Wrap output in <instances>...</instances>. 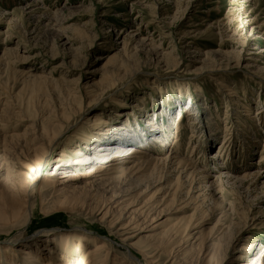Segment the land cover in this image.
<instances>
[{"label":"rangeland","instance_id":"obj_1","mask_svg":"<svg viewBox=\"0 0 264 264\" xmlns=\"http://www.w3.org/2000/svg\"><path fill=\"white\" fill-rule=\"evenodd\" d=\"M30 2L40 5L23 10ZM0 12V122L6 120L9 134L23 138L20 144L30 148L34 168L31 180H25L33 184L29 193L31 214L0 220V247L20 249L23 242L34 249V244L46 241L51 233L77 238L85 232L98 241L108 238V249L117 264H147L139 254L142 251L157 254L155 264H201L203 252L212 244L218 247L212 264H237L233 250L243 246L251 248L243 264H264V179L255 183V190L253 186L247 189L251 183H223L225 189L214 197L217 202L211 199V188L197 210L199 199L187 209L181 208L189 201V197L182 199L187 195L184 190L181 201L162 202L150 213L154 222H147L149 227L132 241L131 250L120 247V238H114L107 226L98 222L95 213L102 205L111 207L112 201L104 200L113 192L100 188L96 179L75 180L66 198L54 195V188L41 186L43 180L51 178L48 175L53 173L63 147L72 151L80 144V134L89 129V119L98 115L108 125H121L129 141H135L133 146L147 152L160 148L153 139L168 137V145L162 153L157 152L158 156L165 158L178 150L183 158L192 155L190 160L198 162V170L212 172L219 166V172L234 175L243 173V169L242 173L234 171L236 166L245 168L250 162L252 170L264 175V163L259 164L264 124L251 126L244 116L246 108L253 118L264 111V0H0ZM157 24L160 28L154 32ZM137 27L145 28V32H136ZM191 30L192 40L183 35ZM9 35L12 42H5ZM191 41H195L193 51L199 53L198 62L188 55ZM17 42L23 47L21 51L15 50ZM5 48L15 51L6 55ZM17 55L22 57L18 70L47 78L46 92L32 95L39 82L14 75L16 64L6 65ZM227 86L233 93L230 97L224 92ZM179 114L183 121L176 145ZM225 116L228 126L231 122L239 130L232 132L231 146L214 160L227 135ZM153 118L158 134L148 125ZM49 133L55 138L58 135L57 142H50L53 136ZM115 137L121 138L118 133ZM252 140H257L255 146ZM50 144L54 147L47 164L36 165ZM70 171L58 174L54 187H59ZM153 179L148 175L139 182L119 184L115 195L124 196L119 201L123 205L129 203L119 213L139 211L156 190ZM174 179L162 186H169ZM185 183L186 187L190 181ZM190 219L199 225L196 237L202 240L193 254L183 257L186 245L167 253V248H154L157 239L171 236L173 225ZM41 253L46 260L47 251Z\"/></svg>","mask_w":264,"mask_h":264},{"label":"bare ground","instance_id":"obj_2","mask_svg":"<svg viewBox=\"0 0 264 264\" xmlns=\"http://www.w3.org/2000/svg\"><path fill=\"white\" fill-rule=\"evenodd\" d=\"M39 5L40 2H30L25 6L26 8L23 10H29L31 9V7L39 6ZM0 16H3V14H0ZM153 27H154L153 29L154 32H156L160 28L158 24ZM139 31L145 32V28L143 29L137 27L136 32ZM146 32H148V29L146 30ZM147 34L149 35V33ZM193 34L194 31L191 30V31H187L183 35L185 38H190L192 40V38L194 37L192 36ZM159 35L161 38L164 37L163 32L159 33ZM261 36L264 37V34H261ZM255 38L254 40H257L260 37L256 39ZM5 42H12L10 35L5 39ZM194 45H195V41H191L187 45L188 46L187 52L188 55H190V57L192 58V61L198 62L197 59L199 53L193 51ZM16 47L17 49L15 50H20V51L23 48L21 47V43L19 42H17ZM15 50L10 48L9 49L5 48V54L8 55V53H11L12 51ZM21 58L22 57H19V55H17V58L14 62L12 63L9 62L6 65L8 67L11 66L15 67V65L13 64H16V67L12 70L14 75L15 74H17V76L18 74L22 75V78H25L24 80H27L28 82L29 81L39 82L38 85L33 88L34 93H32V95L34 94L35 96L37 93L46 92L45 85L47 83V78L45 76H36L33 75L32 73L25 72L24 70H18V66L19 64H21V61L19 60ZM109 60L111 61V58ZM218 84L221 85L220 83ZM224 92L227 97H230L233 94L232 90L229 89V86H227L224 89ZM260 103L261 101H259V104ZM237 106L241 107L240 104H238ZM245 110H246L245 111L246 115L244 116H246V120H250V123L252 124L251 126H253L254 123L258 124L259 122L264 124V111L257 112L256 113L257 117L253 118L249 114L250 110H248L247 108ZM182 116H183L182 114H179L177 119L178 126L176 129L177 130L176 131L177 138L175 139L176 145L179 142V134L181 132L182 121H183ZM218 117L219 116L216 115V119H218ZM227 118L228 117L225 116L224 120L225 119L227 120ZM155 121L156 119L153 118V120H151V122L148 123V125L152 127L150 131L154 130L153 133L158 134L160 133V130L158 131L157 127H155ZM4 122L6 123L0 122V220L7 221L13 219L16 220L21 219L26 216L25 214H28V216L31 214V210L29 207V193H30V189L33 187V184L30 185V183L29 184L25 183V180L28 179L31 180L32 178L31 175L33 173L34 168L30 165V160H31L29 157L30 148H28L26 143L25 145L23 144V146L20 144L22 143L21 140L23 139L20 135L14 133L9 134L10 128L8 126V123L6 120ZM227 122L228 120L226 121V124ZM192 124L195 125L197 123L192 121ZM87 125H88L87 128L89 129H87L86 131L82 132V134H80V139L78 140L79 141L78 143L80 144L76 143L77 145L72 149V151H69V148L66 149L65 146L63 147L61 153H59L57 159L55 160L56 165L53 169V173L48 175L51 178H47L43 180L41 186L42 188L43 187H51L52 189L54 188L52 190L54 195L56 196L62 195L63 197L66 198L68 197L69 189L72 188V184H71L72 182L78 180L79 178H88V179L93 178L96 179L94 180V182L98 184V186L100 185V188H103L104 190H106V192L108 191L113 192V194H111L108 199L104 200L105 202L107 200L112 201L111 207L102 205L98 208L95 214L98 219V222L104 223L107 226V228L110 230V233L111 235H113L114 238H120V241H118L120 247L124 246L129 248L130 250L133 249L132 241L140 237V235L143 234L144 230L147 227H149L147 226V222L153 223L155 220V217H152L150 213L155 208H157L159 204H162V202L173 203L178 200L181 201V198L179 199V197L184 190L187 195L184 194L186 195V197L183 196L182 199L189 197L188 200L190 202L188 201L187 204L185 202L186 205L183 204V207L181 208L185 207V209H187L186 208L187 205L191 204V202L193 203V200L195 201L199 199L201 201L199 202V206L197 205L195 208L197 210V208L201 206L200 203L203 204L205 203L204 193H206L211 188H213L212 190L213 193L210 195L211 199H213L214 202L215 201L217 202V200H215L214 197L219 196L225 189V188L223 189L222 186L223 183L232 184L233 186L242 185V184L246 185L251 183L250 185H248L247 189H249V186H253L254 187L253 190H255L257 188V186H255V183H260V181L264 179V175L263 173H261L260 170L254 171L251 169L250 166L252 164H249L250 162H248L245 168H243L244 166L242 165L243 167L241 166L240 169L239 168L237 169L236 166L234 168V171L239 173L243 172V173L241 175H234L233 173L231 174L228 172H224V173L219 172L218 171L219 166L214 167V171L212 169V172L211 171L208 172L207 169L205 168L198 170L197 168L198 162L194 160H190L192 158V155L190 156V159L183 158L181 157V155H179L181 154L180 153L181 151L179 152L178 150H176L174 153L171 152V154H169L165 158L162 156H158V153L160 154L163 152L164 149L163 147L166 148V144H167L166 140H168V137L165 138V136L164 137L160 136L159 138H155V140L153 139V143L158 147H160L159 149L155 148L156 150H154V152H150V151L147 152L148 150L146 151V149L143 150L139 147H134L133 142L135 143V141H129L130 140L129 135L126 134V131L123 129L121 125L113 126L110 125V123L108 125V122L99 115L91 117ZM214 126L215 128H217V125ZM227 126H225L226 128L225 133L227 135L224 137V139L221 142L219 151L217 152L219 153V155L215 154L212 157L214 160H216V158L221 157L220 155L225 151L226 147L229 148L231 146L233 142L231 141L232 132H234L235 130H239L237 129V127L233 125V123L231 124V122L228 128ZM53 128H57V127H53ZM194 129L196 130L195 127ZM195 130L194 133L196 132ZM117 133L118 136H120L121 138L115 137V134ZM52 136L53 138L51 137L52 140L50 142L52 143L57 142L56 138L58 135L56 136V138L54 137V135ZM212 139H214L212 141H215L216 137H212ZM252 141L254 142L253 144L255 146L257 140L255 141L252 140ZM262 142H264V140ZM98 143L100 144L98 145ZM89 144H90L89 147L83 146ZM49 147H50L49 150H47L45 154L43 153L44 156L42 157L41 160L40 158L36 160V157H34L37 162L34 161L32 165H34L35 162L36 165L40 162L47 164L49 155L53 152L52 147L54 146H51L50 144ZM251 147L252 146H250V148ZM195 148L196 146H194V149ZM263 148H264V143H263ZM262 152L263 153L261 154L259 164L263 165L264 149L262 150ZM69 154L71 156H69ZM259 164L257 165L259 166ZM162 167L164 170H162ZM66 169H71L72 171H70L69 174L66 175L64 181L61 182L60 185H58L59 187L57 186L54 187L55 181L53 179H55V177L58 174H60ZM241 169H243L242 172ZM213 172L214 174H218V175L217 176L215 175L213 177L212 176ZM148 175L151 176V178H154L153 179L155 184L154 188H156V190L154 191L153 195L142 204V206L139 208V211L130 212V210H128L125 214L119 213L120 211L125 210V208L129 206V203L123 205V202L121 203L119 202L120 200L123 199L124 196L119 197L118 194L115 195L114 190L117 188V186L122 183L127 184V182L129 181L139 182L145 180L147 179ZM173 178H175L174 183L172 182V184H170L169 186H162L164 182H166L169 179L171 180ZM212 178L213 181L208 183L209 182L208 180ZM189 181L190 184L185 187V185L183 184L185 182L189 183ZM150 185L148 186V188H150ZM262 186L264 187V183H262ZM158 194H161V196L157 199H154L156 198V196H158ZM151 199L152 201H150ZM105 202H102V204ZM198 226L199 225L196 224L194 221H192V219L182 224L179 223L173 225L172 232L170 234L171 236L169 235L170 236L169 238L166 236L168 239L164 237L162 239L161 238L157 240L155 239L156 242H153L155 243L154 248L157 249L167 248L166 250L167 253L169 251L172 252L174 249H178L182 245H186L185 249L187 251L184 253L185 255H183V257L186 256L189 257L188 255L194 253L193 250L201 246L202 240L199 238V236L196 237V235L199 234V232L196 231L198 229ZM75 235L76 234H74V236ZM191 240H195V242L192 243ZM106 241L109 242L110 240L108 238H102L100 241H98L90 236L85 235V232L81 233V236L77 238L71 237L70 235L67 234L66 236L59 237L51 233L50 235H47L46 241H42V242L38 241L36 244H34L35 245L34 249H33V245L31 244L25 245L23 244V242L22 244H20L21 246H23L20 249L17 248L15 249L11 247L9 248V246L0 247V264H107V263L117 264L115 261H113L114 255L111 251V248L108 249V245H107L108 242ZM85 246H91V247L87 248L84 254H81L80 251L82 252ZM45 250L47 251V254L45 255L46 260H44L43 255L41 253L42 251ZM207 250L203 252L201 264H212L214 259H216L217 257L218 247L215 248L214 245L212 244L207 247ZM250 250L251 248L250 247L248 248L247 246H243L239 249L233 250L235 255L237 256L236 258V260H238L237 264H243L246 261L247 255H250ZM139 254L143 255L144 260L147 262V264L148 263L155 264L157 261V259H155L157 254L153 253L154 255L152 254L149 255L144 251L140 252ZM132 258H134V256H132Z\"/></svg>","mask_w":264,"mask_h":264}]
</instances>
